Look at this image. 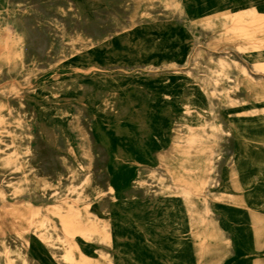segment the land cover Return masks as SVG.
Returning <instances> with one entry per match:
<instances>
[{
  "label": "rangeland",
  "instance_id": "rangeland-1",
  "mask_svg": "<svg viewBox=\"0 0 264 264\" xmlns=\"http://www.w3.org/2000/svg\"><path fill=\"white\" fill-rule=\"evenodd\" d=\"M233 1L0 0V264H24L16 237H34L50 264H175L163 245L176 239L166 229L174 200L190 264H264V204L244 199L230 135L204 131L250 110L234 81L252 45L226 39L236 23L204 19L206 3ZM185 94L201 112L184 113ZM218 209L244 238L232 221L219 232ZM70 210L81 214L74 234L63 226Z\"/></svg>",
  "mask_w": 264,
  "mask_h": 264
},
{
  "label": "bare ground",
  "instance_id": "bare-ground-1",
  "mask_svg": "<svg viewBox=\"0 0 264 264\" xmlns=\"http://www.w3.org/2000/svg\"><path fill=\"white\" fill-rule=\"evenodd\" d=\"M46 3H48V1ZM172 3L174 6H178L179 3H181V0H178V1L172 0ZM213 6H217V5L210 3V2L206 3L205 8H204V11H206L204 15L205 16L204 19L208 21L211 18H217L221 16L223 17V20H225L223 24L228 23V22L232 24L236 23L237 26L235 27V29L233 28L229 31L228 33L229 36H226L227 37L226 39L230 41L232 40L246 41L247 44L252 45L251 50L244 53L245 58L248 59L249 65L241 66V71H242L241 76L234 81V83L236 84V87L239 89L240 95L242 96L241 99H243L242 107L249 108L250 110L248 114L238 113L235 116H230L224 113L222 114L221 118L219 119L214 118L213 124H209L208 126L204 127L205 128L204 131H207V132L213 131V133L216 135L226 133V134H229L230 137L233 139L236 168L239 173L240 184H241V187L244 193V199L248 205L251 204L250 207L252 209H258L257 207L258 205L264 204V152L262 151V148L264 146V51L260 50L261 47H264V0H234L231 5H229L228 7L226 6L225 9L223 10H219L217 7L212 8ZM208 9H211V10L208 11ZM246 17H249L251 19V22L259 25V28L256 31L249 33L243 30V28H240L239 22H241ZM7 31L11 32L12 26L8 25ZM44 37L46 38V36ZM14 39H18V37L14 36ZM40 43L38 44L40 45ZM32 46L34 47V45ZM44 48H46V45ZM199 101L201 102V99H199ZM201 106H202V103H196V101H192L191 97L185 94L184 99H183V110L185 114H189V116H191V114H195V112L197 111L201 112L202 111ZM258 107H260L261 109ZM187 118L188 117H184V119H187ZM199 122L201 124V121ZM223 123H225L226 128L225 126H223ZM125 134L127 133L125 132ZM251 148L259 149L262 152L254 153L251 151ZM4 160L7 163L9 162V158H5ZM157 174H160V173L157 172ZM83 181L89 184L90 182L89 175H87ZM248 185H252L253 188L248 189L247 188ZM218 210L222 212V214L215 212L217 214V228L219 232L221 234L223 232L227 233L226 226H228L229 222L232 221L235 223V229L244 238V236L246 235L247 229L246 227L242 226L239 223L238 221L239 219H237V216H235V214L233 213L227 212L226 210H222V209L221 210L218 209ZM70 211L72 212V210ZM212 211L214 210L211 208H206L205 214L209 216L211 215ZM91 212H93V206L86 204L85 213L91 214ZM72 213L69 215L68 214L62 215L63 226L69 234H72V233L74 234V231H75V230L70 231V227L73 224V221L71 220V218L73 216L75 217L81 216V214L78 211L74 212L73 214ZM30 221L28 220V222ZM32 223L35 224L33 221L30 224ZM44 225H45V221L43 220L40 222L39 226H44ZM166 229L168 230L169 235L170 233H172V236L176 237V239L173 240L169 236L163 242V245H165L168 248V254L165 257L168 259L170 263L190 264L191 262V243L188 237L185 236L186 234L185 230L187 229V222L185 218V208L180 202H177L175 200L173 201L171 208L169 209V219L166 225ZM112 230L114 233H119V230L121 229L119 227H114ZM47 235L48 234L45 233L43 236V239H46L48 237ZM33 239L34 237L32 238L23 237V239L19 240L18 237H16L10 241H12L15 244V247H17L22 252V259L24 261V264H35V263L36 264H46L47 258L44 256L45 259H43L41 253H36L35 251L32 250V245L34 242ZM229 240L231 241V243L233 242V239L231 237L229 238ZM3 241H4L3 246H5L4 243L9 242L8 240H3ZM80 253L82 257L87 258L88 253L84 248L81 249ZM143 255H144L143 253H140L138 257L141 258V260H143L144 258ZM68 259H70L71 261L74 260V257L71 255L70 252L68 254ZM47 264H50V263H47Z\"/></svg>",
  "mask_w": 264,
  "mask_h": 264
},
{
  "label": "crops",
  "instance_id": "crops-1",
  "mask_svg": "<svg viewBox=\"0 0 264 264\" xmlns=\"http://www.w3.org/2000/svg\"><path fill=\"white\" fill-rule=\"evenodd\" d=\"M33 260V259H32ZM35 261V260H34Z\"/></svg>",
  "mask_w": 264,
  "mask_h": 264
}]
</instances>
